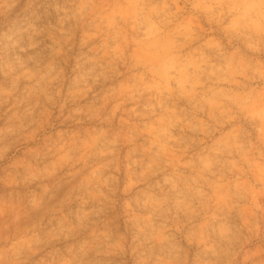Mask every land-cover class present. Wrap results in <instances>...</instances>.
Wrapping results in <instances>:
<instances>
[{
  "label": "clouds",
  "instance_id": "1",
  "mask_svg": "<svg viewBox=\"0 0 264 264\" xmlns=\"http://www.w3.org/2000/svg\"><path fill=\"white\" fill-rule=\"evenodd\" d=\"M86 17L102 22L95 33L102 43L93 67L73 83L86 94L99 77L109 81L102 125L81 133L96 153L87 179L103 195L102 187L119 181L125 147L139 141V178L126 185L130 199L124 201L131 210L143 196L151 209L136 218L138 233L150 230L149 253L141 252L138 264H189L192 248L199 250L192 264L259 258L261 249L245 245L260 235L264 221V0H79L58 31ZM47 39L51 55L42 71L15 74L13 87L0 89V104L15 107V82L22 78L34 80L30 95L53 99L47 93L63 75L55 61L62 48L53 35ZM75 139L62 134L54 142L48 174L67 162L64 148ZM37 176L29 165L26 179ZM153 184L162 195L150 191ZM161 209L165 218L154 224ZM180 214L199 215L202 222L185 231ZM30 239H10L0 260L18 256ZM113 247L125 250L122 243ZM81 252L87 254L83 246Z\"/></svg>",
  "mask_w": 264,
  "mask_h": 264
},
{
  "label": "rangeland",
  "instance_id": "2",
  "mask_svg": "<svg viewBox=\"0 0 264 264\" xmlns=\"http://www.w3.org/2000/svg\"><path fill=\"white\" fill-rule=\"evenodd\" d=\"M107 2L116 4L123 0ZM78 3L79 0H0V89L13 87L15 74L42 71L51 55L45 47L50 43L49 34L61 42L62 52L55 61L63 69L61 79L48 90L51 101L45 94L38 98L30 95L34 80L22 78L15 82V107L0 104V253L10 239L31 238L30 247H22L18 256L10 261L0 260V264H62L63 259L72 264H138L139 254L149 253L150 230L145 228L142 234L138 233L136 218L151 209L145 208L143 196L131 210L124 206V201L130 199L125 193L126 185L139 178V141L125 147L127 159L121 165L119 181L102 187L103 195L87 179L96 153L81 133L102 125L109 81L99 77L86 94H81L73 83L75 76L93 67L92 58L102 43L95 33L97 25L102 28L103 24L94 17H86L83 22L69 20L64 25L66 31H58L65 11L71 14ZM36 41H42L40 48L32 49L30 45ZM9 128L14 130L10 132ZM62 134L76 139L64 148L67 162L48 174L54 159L53 144ZM29 165L38 172L35 180L26 179ZM150 191L157 196L163 194L154 184ZM260 202L264 205V197ZM236 214L234 211L233 217ZM165 215L161 209L153 223L159 224ZM178 222L186 226L185 231H196L202 217L180 214ZM260 228V235L245 245V250L259 248L262 255L246 262L238 257L237 264H260L264 260V221ZM102 233L108 234L107 240ZM121 243L124 252L108 248L109 244ZM82 246L86 255L81 252ZM198 251L190 249L189 264ZM220 264H226L225 258Z\"/></svg>",
  "mask_w": 264,
  "mask_h": 264
}]
</instances>
